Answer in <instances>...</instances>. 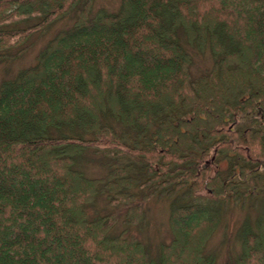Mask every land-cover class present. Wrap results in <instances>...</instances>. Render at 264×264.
Wrapping results in <instances>:
<instances>
[{"label": "trees", "instance_id": "16d2710c", "mask_svg": "<svg viewBox=\"0 0 264 264\" xmlns=\"http://www.w3.org/2000/svg\"><path fill=\"white\" fill-rule=\"evenodd\" d=\"M95 1L0 0V61L71 19L0 81V264H215L208 238L247 201L222 264H264V0ZM150 197L171 233L153 252L129 232Z\"/></svg>", "mask_w": 264, "mask_h": 264}, {"label": "rangeland", "instance_id": "374dc122", "mask_svg": "<svg viewBox=\"0 0 264 264\" xmlns=\"http://www.w3.org/2000/svg\"><path fill=\"white\" fill-rule=\"evenodd\" d=\"M118 3L119 0H96L95 7L112 10L117 7ZM70 22L71 19L65 18L54 23L45 31L32 33L28 40L29 46L26 51L14 58L0 61V81L13 76L19 69L34 62L36 53L40 47L54 35L53 33L56 30L69 25ZM189 50L193 59L191 64L192 73L197 74L199 70L211 66V56L208 50H205L203 53L194 48H189ZM236 118L237 121L235 123H242L243 121L244 123H249L248 117L237 115ZM91 156V154L88 155V160L81 165L82 169L87 175L91 176L103 174L105 168L98 162L91 160ZM223 166H225V163H223ZM145 203V217L142 224L139 226H129V232L135 237L142 239L148 245L150 251L153 252L157 249L159 243L166 242L171 237L168 225L169 201L160 197H150ZM105 205H107L105 199L100 196L96 198L94 205L90 206L88 210L92 212L94 209L103 210L107 207L110 209L109 206ZM252 207L250 208L247 201L245 207L232 204L223 209L220 222L208 238L204 248L206 253L213 255L215 264H222L239 253L240 238L238 230L244 223H253L261 204L258 203L257 205H252ZM122 227L123 224L120 221L112 228V231L116 232Z\"/></svg>", "mask_w": 264, "mask_h": 264}]
</instances>
